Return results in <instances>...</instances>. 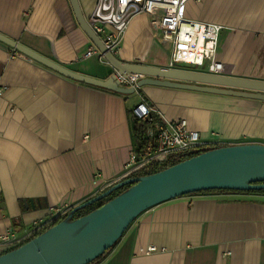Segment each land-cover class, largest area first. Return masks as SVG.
I'll list each match as a JSON object with an SVG mask.
<instances>
[{
    "label": "crops",
    "instance_id": "0c3cea01",
    "mask_svg": "<svg viewBox=\"0 0 264 264\" xmlns=\"http://www.w3.org/2000/svg\"><path fill=\"white\" fill-rule=\"evenodd\" d=\"M79 1L88 17L97 0ZM185 16L223 26L217 59L230 76L264 80V0H190ZM0 32L74 71L102 79L114 72L96 54L85 57L91 40L69 0H0ZM134 42L117 57L168 66L153 52L157 42ZM0 86V236L11 231L21 244L118 182L135 149L133 109L142 101L156 119H185L226 145L264 143L262 100L155 85L126 95L64 76L2 41ZM150 245L157 249L147 252ZM94 264H264V193L168 199L139 215Z\"/></svg>",
    "mask_w": 264,
    "mask_h": 264
},
{
    "label": "water",
    "instance_id": "95a60500",
    "mask_svg": "<svg viewBox=\"0 0 264 264\" xmlns=\"http://www.w3.org/2000/svg\"><path fill=\"white\" fill-rule=\"evenodd\" d=\"M69 1L80 28L114 68L108 78L74 71L1 32L0 41L71 79L126 95L137 89L121 86L118 74L142 75L138 88L155 85L264 101V80L121 60L108 52L91 28L80 1ZM130 184L88 215L73 219L76 210ZM208 189H264V143L220 145L157 172L120 180L74 208L69 219L0 254V264H90L113 247L145 210L168 199Z\"/></svg>",
    "mask_w": 264,
    "mask_h": 264
},
{
    "label": "built area",
    "instance_id": "2783aa9c",
    "mask_svg": "<svg viewBox=\"0 0 264 264\" xmlns=\"http://www.w3.org/2000/svg\"><path fill=\"white\" fill-rule=\"evenodd\" d=\"M190 0H97L87 21L100 37L108 52L118 55L121 42L132 19L139 14H148L150 24L156 30L155 41L169 46L171 57L167 67L188 68L213 74L230 75L231 68L217 59L220 33L223 26L218 23L189 19L185 16L186 5ZM15 53H19L15 49ZM96 56L102 62L107 59L91 41L85 57ZM188 65L191 67H184ZM143 76L130 73L127 77L117 75L119 84L138 89V81ZM4 88L0 86V95ZM133 114L145 123L146 144L139 151L133 149L124 166L123 175L118 181L150 174L194 157L204 151L225 145L215 133L204 136L188 128L185 119L172 121L158 120L153 108L142 101L133 109ZM59 207L56 211H60ZM0 244L9 251L19 247L21 241L11 231L0 236ZM157 247L150 245L147 252Z\"/></svg>",
    "mask_w": 264,
    "mask_h": 264
},
{
    "label": "trees",
    "instance_id": "16d2710c",
    "mask_svg": "<svg viewBox=\"0 0 264 264\" xmlns=\"http://www.w3.org/2000/svg\"><path fill=\"white\" fill-rule=\"evenodd\" d=\"M132 124H133V140H134V147L136 149V151H139L143 148V146H145L146 144V136H145V123L142 122L141 120H138V118L136 116H132ZM226 145V144H225ZM221 146H224V145H221ZM220 147V146H219ZM164 169V168H162ZM162 169H155L154 171H151L149 172L150 174L151 173H154V172H157L159 170H162ZM132 184L130 185H126V186H123V187H120L118 190L112 192L109 196H107L106 198L102 199L101 201H97L96 203H93V204H90V205H87L86 207H83L81 209H78L76 210L72 217L73 219L74 218H79L81 216H84V215H88V213L92 212L93 210L101 207L102 205H104L106 202H108L109 200H111L112 198L116 197L117 195L121 194L122 192H124L125 190H127L128 187H130ZM211 191H240V190H233V189H212V190H204V191H199V192H211ZM241 192H261L262 194L264 193V189H261V190H248V191H241ZM102 193V192H101ZM194 193H198V192H194ZM192 194V193H190ZM66 218L65 217H59V218H56V219H53L51 221H48L44 224H42L36 231H34V234L32 235V237L29 239L31 240L32 238L38 236L39 234L45 232L46 230L48 231L49 228L53 227L54 225L58 224L59 222L65 220ZM121 239V238H120ZM119 239V240H120ZM29 240H27L26 242H28ZM119 240L114 244V246L119 242ZM24 242V243H26ZM113 246V247H114ZM113 247H111L110 249H108L104 254L103 256L109 251L111 250ZM102 255L100 257H98L96 260H94L92 263L90 264H94L96 263L98 260H100L102 257Z\"/></svg>",
    "mask_w": 264,
    "mask_h": 264
},
{
    "label": "rangeland",
    "instance_id": "374dc122",
    "mask_svg": "<svg viewBox=\"0 0 264 264\" xmlns=\"http://www.w3.org/2000/svg\"><path fill=\"white\" fill-rule=\"evenodd\" d=\"M155 32L156 30L150 24V18L148 14H144V13L139 14L130 22V30L128 31L127 34L125 32L124 37H126V39L123 37L121 42V47L126 46L128 50H134V45H135L134 41H140V42L155 41ZM126 42L127 45L129 43V46L126 45ZM152 46H154L153 52L155 51V53L161 57L164 64H168L170 50L166 49L164 46L159 45L157 43L152 44ZM119 56H122V54H119ZM101 65L105 66V64H101ZM182 66L191 67L188 65H182Z\"/></svg>",
    "mask_w": 264,
    "mask_h": 264
}]
</instances>
